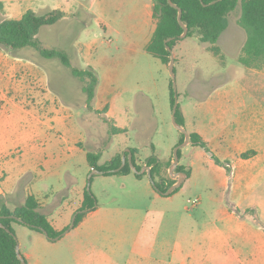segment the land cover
Returning a JSON list of instances; mask_svg holds the SVG:
<instances>
[{"label":"rangeland","instance_id":"374dc122","mask_svg":"<svg viewBox=\"0 0 264 264\" xmlns=\"http://www.w3.org/2000/svg\"><path fill=\"white\" fill-rule=\"evenodd\" d=\"M0 1V21L29 9L67 13L41 28L37 46L0 44V209L34 194L57 226L69 228L93 172L89 151L101 152L100 165L117 156L123 163L136 148L137 163L174 155L181 132L173 92L177 121L209 148H182L187 178L171 195L148 173L94 174L96 209L57 240L13 223L26 264H264V58L239 61L240 6L218 41L220 55L196 35L176 42L175 90L169 63L146 50L155 25L143 2ZM42 48L95 71L91 103L82 82ZM113 121L127 132L110 133Z\"/></svg>","mask_w":264,"mask_h":264},{"label":"trees","instance_id":"16d2710c","mask_svg":"<svg viewBox=\"0 0 264 264\" xmlns=\"http://www.w3.org/2000/svg\"><path fill=\"white\" fill-rule=\"evenodd\" d=\"M173 2L183 10L182 19L189 28L187 36L196 35L201 42L208 44V49L216 55H220L218 41L228 27L229 15L240 6L238 24L245 30L246 40L243 46V55L239 57V61L245 66H251L256 60L264 58V0H173ZM3 5L4 3L0 1V8H3ZM178 12V9L172 6L169 0L154 1L153 18L156 26L150 41L146 45V50L165 63H169L171 58V51L167 49V45L173 50L176 42L181 40L180 35L184 31L178 20ZM65 16V12L59 9H53L46 13H38L29 9L24 12L21 18H5L0 21V44L15 50L37 46V35L41 28L45 25L55 24ZM169 38L172 39L166 43ZM40 51L47 58L60 59L70 69L73 76L82 82V90L86 93L88 102L91 103L95 99L99 78L93 69L74 66L69 55L63 50L42 48ZM172 99L174 105V92ZM108 110L109 104L104 107L103 111L108 112ZM126 131L127 129L116 125L111 126L110 129L112 134ZM181 135L178 144L185 139L183 132ZM190 139L192 145H199L209 150L207 143L199 133H190ZM131 152L133 153L132 161L134 165L138 170H141L142 166L135 161L136 149H132ZM256 153L254 149L249 150L243 153L242 157L248 159ZM181 154L182 149L179 150V158H181ZM101 156V152L89 151L87 153L92 169L104 171L106 175L127 174L132 171L130 163L127 161L120 171L114 172L113 170L122 163L121 156L100 165ZM172 158L174 159V155ZM217 162L222 163L219 159H217ZM152 164L151 180L153 186L163 194L176 182V179L168 173L166 176L162 175L161 171L164 165L157 162L155 157L148 160L147 165ZM171 164L172 161L167 163L166 167L171 166ZM177 170L183 171V167L178 165ZM146 174L147 172L137 173V176L142 177ZM96 206L97 197L91 190L86 188L83 203L78 209L81 212L77 215L75 225L80 223L90 211L95 210ZM0 222L5 225L4 227L0 226V264H21V258L17 253L18 239L13 223L26 225L42 233H44L43 230H46L49 238L57 237L68 228L57 230L49 220L48 215L42 211V205L34 194H29L23 204L13 209L3 205L0 209ZM22 256L24 257L23 254Z\"/></svg>","mask_w":264,"mask_h":264},{"label":"water","instance_id":"95a60500","mask_svg":"<svg viewBox=\"0 0 264 264\" xmlns=\"http://www.w3.org/2000/svg\"><path fill=\"white\" fill-rule=\"evenodd\" d=\"M170 4L174 7H176L178 9V20H179V23L180 25L183 27L184 31L183 33L180 35L181 38H184L188 35V32H189V28L188 26L185 24V22L183 21L182 19V14H183V10L181 7H179L175 2H173V0H169ZM215 2V1H213ZM172 38H169L166 40V43L171 40ZM167 49L171 51V58H170V61H169V67H170V72H171V75H172V79H173V86L175 87V90H176V73H175V54L172 50V48L167 45ZM177 110H178V102L176 101L174 106H173V121H174V124L176 125V127L184 133L185 135V139L183 142H181L180 144H178L175 149H174V161L170 167V175L172 178L176 179V182L171 185L168 190H166L165 192H163V194L165 195H169L171 194L176 188H178L184 181L185 179L187 178V173L184 172V171H181V170H177V167L179 165V150L183 147H185L186 145L190 144L191 143V139H190V133L186 130V128L184 126H182L178 121H177ZM129 152V155L128 157L126 156V154L124 155V159H123V163L120 167L118 168H115L113 171L114 172H118L120 171L127 163V161L130 163V166L131 168L136 172V173H144V172H147L149 174V176L151 177V167H149L148 165H146L144 168H142L141 170H138L136 168V166L134 165L133 161H132V157H133V153L131 152V150L129 149L128 150ZM96 173H104V171H101L99 169H93V172L92 174L90 175L89 177V181H88V187L87 189L88 190H91V179L93 177L94 174ZM81 211L78 210L74 217H73V220H72V223L70 224L69 228L66 229L63 233H61L60 235H58L57 237H54V238H51L53 240H57L59 239L63 234H65L67 231H69V229H71L72 227L75 226V223H76V218H77V215L80 213ZM12 217H15V216H12ZM19 221H21V219H19ZM0 226L4 227L5 225L0 222ZM9 230V229H8ZM44 233L48 236L47 234V231L46 230H43ZM49 237V236H48ZM17 253L19 255V257L21 258V264H26V260L25 258L22 256L21 254V250H20V244L18 243L17 244Z\"/></svg>","mask_w":264,"mask_h":264},{"label":"crops","instance_id":"0c3cea01","mask_svg":"<svg viewBox=\"0 0 264 264\" xmlns=\"http://www.w3.org/2000/svg\"><path fill=\"white\" fill-rule=\"evenodd\" d=\"M140 2H143L144 3V7L146 8V10H147V13L149 14V16L153 19V22H154V25L156 26V24H155V19L153 18V6H154V1L155 0H139ZM65 14L67 15V13L65 12ZM97 15V14H96ZM155 26H154V30H155ZM154 32V31H153ZM153 35V34H152ZM152 37V36H151ZM1 107V106H0ZM110 109V108H109ZM108 112H109V110H108ZM107 112V113H108ZM113 122H115V121H113ZM114 125H116V122H115V124ZM117 127H121V126H118V125H116ZM121 128H123V127H121ZM127 132V131H126ZM181 132V131H180ZM124 133V132H123ZM182 133V132H181ZM199 133V132H198ZM201 135V134H200ZM202 136V135H201ZM181 137H182V135H181ZM193 146H195V145H192V143H190L189 145H187V147H188V149L190 148V147H193ZM182 149V148H181ZM183 149H184V147H183ZM187 149V150H188ZM257 152V151H256ZM136 155L137 154H139V150H138V148H136V153H135ZM212 154V153H211ZM172 156H173V154L171 155V157L169 158V159H167V160H165V161H163V162H160L161 164H163L164 165V167L162 168V171H161V173H162V175H164V176H166L167 175V173L169 174V169H170V167L171 166H169V167H166V164L167 163H169L170 161H172L173 162V158H172ZM102 157V156H101ZM211 158H212V155H211ZM101 159V158H100ZM142 160H144V161H146V162H148V160L146 159V158H141V157H139L138 158V162H139V164L142 162ZM100 161V160H99ZM160 161V160H159ZM145 162V165H147V163ZM180 165V164H179ZM24 171H26L27 170V172L28 171H30V168H24L23 169ZM182 171V170H181ZM103 174V173H102ZM31 177H33V176H31ZM85 192V191H84ZM37 197V196H36ZM38 198V197H37ZM39 199V198H38ZM195 199H197V201L195 202V203H193L192 201H190V200H194V199H188V202L189 203H192V206L193 207H195V206H197L199 203H200V201H201V199L200 198H195ZM83 200H84V196H83ZM83 200H82V203H83ZM39 201H40V199H39ZM40 203H41V205H42V208H44V205H43V203L40 201ZM82 205V204H81ZM81 207V206H80ZM79 207V208H80ZM9 208H11V207H9ZM15 208V207H14ZM79 208H77L76 210H78ZM11 209H13V208H11ZM187 210H190L191 209V205H187V208H186ZM76 212V211H75ZM74 212V213H75ZM88 216V215H87ZM86 216V217H87ZM49 217V216H48ZM86 217L82 220V221H84L85 219H86ZM49 220L51 221V223L54 225V227L57 229V230H63V229H65V228H60L59 226H57L56 224H55V222L53 221V220H51L50 219V217H49ZM81 221V222H82ZM67 227V226H66Z\"/></svg>","mask_w":264,"mask_h":264},{"label":"built area","instance_id":"2783aa9c","mask_svg":"<svg viewBox=\"0 0 264 264\" xmlns=\"http://www.w3.org/2000/svg\"><path fill=\"white\" fill-rule=\"evenodd\" d=\"M190 201H192L193 203H195V202L197 201V199H194V200H190Z\"/></svg>","mask_w":264,"mask_h":264}]
</instances>
